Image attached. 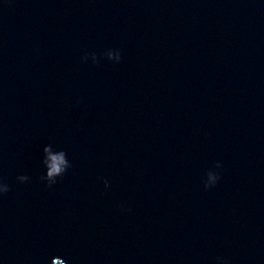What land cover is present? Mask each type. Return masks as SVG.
Listing matches in <instances>:
<instances>
[{
	"label": "water",
	"instance_id": "1",
	"mask_svg": "<svg viewBox=\"0 0 264 264\" xmlns=\"http://www.w3.org/2000/svg\"><path fill=\"white\" fill-rule=\"evenodd\" d=\"M4 184L0 264H264V0H0Z\"/></svg>",
	"mask_w": 264,
	"mask_h": 264
},
{
	"label": "clouds",
	"instance_id": "2",
	"mask_svg": "<svg viewBox=\"0 0 264 264\" xmlns=\"http://www.w3.org/2000/svg\"><path fill=\"white\" fill-rule=\"evenodd\" d=\"M121 59V54L120 52L118 51V54H117V57H116V61H120ZM47 151V149H45ZM54 160H56L58 163L54 166L51 167L50 171L48 172V177L51 178L57 174H60L61 172H63V163H64V160H63V152L61 153L60 156L58 157H53ZM220 167V165H219ZM209 176H210V179H211V183H206L204 182V186L205 188H211L213 186H215V184L217 183L218 179H219V175L216 174V175H212L211 173H209ZM18 179H24V177H19ZM42 180H44V177H41ZM52 183H55V181H52ZM52 183H49L48 186L51 187L52 186ZM10 191V188L7 184H4V187L2 190H0V193H3V194H6ZM61 264H63V262H61Z\"/></svg>",
	"mask_w": 264,
	"mask_h": 264
}]
</instances>
